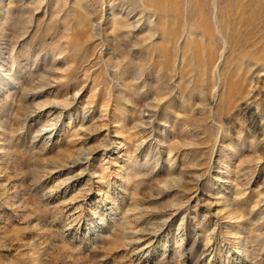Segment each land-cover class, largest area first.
<instances>
[{"label":"rangeland","instance_id":"obj_1","mask_svg":"<svg viewBox=\"0 0 264 264\" xmlns=\"http://www.w3.org/2000/svg\"><path fill=\"white\" fill-rule=\"evenodd\" d=\"M0 264H264V0H0Z\"/></svg>","mask_w":264,"mask_h":264},{"label":"bare ground","instance_id":"obj_2","mask_svg":"<svg viewBox=\"0 0 264 264\" xmlns=\"http://www.w3.org/2000/svg\"><path fill=\"white\" fill-rule=\"evenodd\" d=\"M109 7V6H108ZM132 14V13H131ZM135 21V20H134Z\"/></svg>","mask_w":264,"mask_h":264}]
</instances>
